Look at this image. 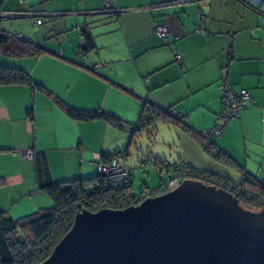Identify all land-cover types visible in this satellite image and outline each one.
<instances>
[{"label":"crops","instance_id":"crops-1","mask_svg":"<svg viewBox=\"0 0 264 264\" xmlns=\"http://www.w3.org/2000/svg\"><path fill=\"white\" fill-rule=\"evenodd\" d=\"M114 5L118 15L104 13L102 0H52L47 14L63 19L70 36L53 48L30 40L45 49L38 57L11 59L0 52L6 59L0 66L25 71L53 95L23 85L0 86V212L13 220L52 206L36 182L34 160H21L19 152L43 154L54 183L95 175L102 154L129 155L131 131L146 102L168 114L156 122L151 145L164 127L179 133L180 145L174 139L163 143L169 151L177 149L172 164L183 160L234 183L244 170L264 184V16L257 11L264 13V0H114ZM162 24L169 29L166 40L154 33ZM0 27L5 28L2 22ZM85 27L95 49L83 56L79 32ZM4 30L29 40L21 31ZM221 84L251 97L238 118L212 139L235 168L211 159L191 133H205L218 123ZM54 99L114 115L126 127L119 130L102 119L73 120ZM176 118L186 120L187 128ZM123 133L130 136L126 149ZM146 156L167 162L168 154L149 148Z\"/></svg>","mask_w":264,"mask_h":264},{"label":"water","instance_id":"water-1","mask_svg":"<svg viewBox=\"0 0 264 264\" xmlns=\"http://www.w3.org/2000/svg\"><path fill=\"white\" fill-rule=\"evenodd\" d=\"M40 264H264V209L183 180L137 206L77 213Z\"/></svg>","mask_w":264,"mask_h":264},{"label":"trees","instance_id":"trees-1","mask_svg":"<svg viewBox=\"0 0 264 264\" xmlns=\"http://www.w3.org/2000/svg\"><path fill=\"white\" fill-rule=\"evenodd\" d=\"M5 2L6 0H0V23L2 15L6 13L4 10ZM19 4L22 5L20 2ZM257 11L264 16V13L259 9ZM118 14L119 12L114 15ZM86 27L80 28L79 32L82 39L81 55L83 56L95 49L93 36ZM44 51L42 46L19 35L11 36L0 27V52L4 56L11 59H21L28 56L38 57ZM179 61L180 59L176 62ZM10 85L28 86L47 97H53L51 92L42 85L35 83L25 71L2 65L0 66V86ZM54 102L73 120L102 119L116 129L123 130L126 127L125 123L114 115L102 111L74 109L59 99H54ZM31 114L32 110L30 109L28 115ZM166 115L168 114L164 110L146 102L142 108L138 124L133 126L131 131L133 137L135 138L144 132L147 135V140L151 143L154 138L156 122L165 118ZM176 120L180 125H183L179 118ZM183 126L187 128L186 123ZM193 132L191 133L202 142L203 150L211 159L226 167H236L233 159L214 144L213 138L205 139L204 133ZM31 153L32 158L30 160L35 162L36 182L39 188L50 197L52 206L17 220H13L5 213L0 212V264H40L50 256L54 247L71 229L77 213L83 210L91 213L102 209L123 210L137 206L147 198L171 191L167 188V184L174 179L178 183L183 180H195L206 185H213L231 193L246 209L253 211L264 209V184L244 170H240L241 178L237 183H234L227 177L198 170L183 160H179L176 166L166 161H154V165L160 168L161 173L172 177L167 180L160 179L158 188L148 189L144 184L142 192L135 194L132 191L133 176L131 171L121 166L120 154H102L101 156L103 162L112 158L118 160L125 173L119 180L97 173L67 182L54 183L51 180L45 156L34 151Z\"/></svg>","mask_w":264,"mask_h":264},{"label":"rangeland","instance_id":"rangeland-1","mask_svg":"<svg viewBox=\"0 0 264 264\" xmlns=\"http://www.w3.org/2000/svg\"><path fill=\"white\" fill-rule=\"evenodd\" d=\"M51 3L52 0H30L27 2V5H19L18 0H12L9 7L6 5V8L9 11H6V13L2 15V26L3 28L5 27L12 35L19 34L21 31L25 36L29 37V40L35 41L37 44L46 45V47L49 46L52 48L58 47L66 40L67 36L70 35H67L63 29V19L53 20L48 16L49 14H47L46 10H48ZM29 7H32V10H30ZM25 10H30L32 13H23L22 11ZM32 15L40 16L37 19L41 21L40 25H36V20L32 17H28ZM53 15L59 16L61 14ZM20 16H27V18H20ZM3 60H6L5 57L0 55V62ZM164 128L166 129L157 133L154 145L150 144L147 140L146 133L142 132L131 141V146L128 149L130 152H128L129 155L125 157L123 152V154L119 156L121 166H124L126 170L131 171L133 176L132 191L135 194L142 192L144 184L152 189L158 188L160 179L167 180L172 177L165 173H161L159 171L160 168L154 165L151 157L150 159H147L146 156L148 149L150 148L151 150L152 148V151L156 152L167 151L168 156L165 160H167L169 164H172L173 161L177 159V149L172 146V151H169V147L165 148L163 143L168 139H174L176 145H180L181 142L179 133H177V131H172L174 128ZM123 134L126 136V140L123 142L126 149L129 145L130 136L128 133Z\"/></svg>","mask_w":264,"mask_h":264},{"label":"built area","instance_id":"built-area-1","mask_svg":"<svg viewBox=\"0 0 264 264\" xmlns=\"http://www.w3.org/2000/svg\"><path fill=\"white\" fill-rule=\"evenodd\" d=\"M102 7L104 9L103 12H109L110 14H117V12H119L114 5V0H102ZM35 24L40 25L41 21L36 20ZM261 24L264 26V18L261 19ZM154 33L158 38L165 40L168 36L169 29L163 24L158 25L155 27ZM174 59L178 61L180 56L175 54ZM226 86L227 84H221L220 86L222 94V111L220 113L219 121L204 133L205 139L220 137L225 130L227 123L232 119L238 118L239 112L247 106L249 101H251L250 94L246 90H242L239 94H235ZM180 120L183 124L186 123V120L183 118ZM18 155H20L21 160L24 161H28L32 158V153L29 151L19 152ZM97 173L117 180L121 179L125 174L116 158L103 162L101 157L98 161ZM177 184L178 181L176 179L171 180L168 182L167 188L173 190L178 186Z\"/></svg>","mask_w":264,"mask_h":264}]
</instances>
